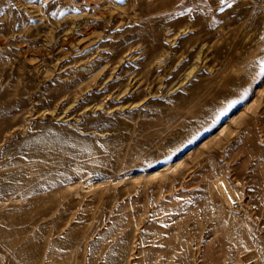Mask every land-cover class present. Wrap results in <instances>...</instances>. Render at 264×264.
<instances>
[{
  "label": "rangeland",
  "instance_id": "rangeland-1",
  "mask_svg": "<svg viewBox=\"0 0 264 264\" xmlns=\"http://www.w3.org/2000/svg\"><path fill=\"white\" fill-rule=\"evenodd\" d=\"M0 264H264V0H0Z\"/></svg>",
  "mask_w": 264,
  "mask_h": 264
},
{
  "label": "snow or ice",
  "instance_id": "snow-or-ice-1",
  "mask_svg": "<svg viewBox=\"0 0 264 264\" xmlns=\"http://www.w3.org/2000/svg\"><path fill=\"white\" fill-rule=\"evenodd\" d=\"M224 2V0H221V3H223Z\"/></svg>",
  "mask_w": 264,
  "mask_h": 264
},
{
  "label": "bare ground",
  "instance_id": "bare-ground-1",
  "mask_svg": "<svg viewBox=\"0 0 264 264\" xmlns=\"http://www.w3.org/2000/svg\"><path fill=\"white\" fill-rule=\"evenodd\" d=\"M226 189V188H225ZM229 193V192H228ZM226 198V197H225ZM228 200V199H227Z\"/></svg>",
  "mask_w": 264,
  "mask_h": 264
}]
</instances>
